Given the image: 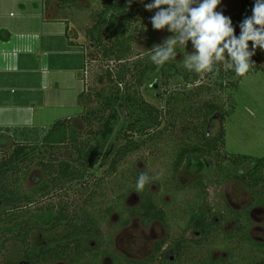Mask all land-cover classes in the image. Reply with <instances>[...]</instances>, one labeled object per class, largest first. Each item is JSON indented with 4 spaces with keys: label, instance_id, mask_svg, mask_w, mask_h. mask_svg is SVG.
I'll return each mask as SVG.
<instances>
[{
    "label": "trees",
    "instance_id": "trees-1",
    "mask_svg": "<svg viewBox=\"0 0 264 264\" xmlns=\"http://www.w3.org/2000/svg\"><path fill=\"white\" fill-rule=\"evenodd\" d=\"M62 2L63 6H67L75 0ZM46 3L49 1L46 0ZM143 5L139 0H132L130 6L128 0L102 1L97 20L87 29L86 34L90 42L102 53V58L115 64L117 68H108L105 77H101L107 80L109 87L97 93L98 106L91 108L83 117L86 127L83 132L78 131L70 119H63L56 121L43 134L38 148L43 154L37 156V165L42 171L39 185L28 193H23L17 184L20 181L18 176L22 170L21 166L34 160L36 148L28 146L27 150V146L21 145L8 157H0V264H102L107 257L113 264H155L156 261L157 264H164L169 253L176 255L172 264H180L188 245L182 236L158 241L153 254L146 261L133 262L113 253L109 247L111 241L107 243L101 232L102 225L108 224L114 214L118 215L117 226L120 228L128 227L134 219H138L145 229L159 223L169 231L172 217L168 209L171 205L158 201L153 194V183H157L158 188L162 189L157 180L146 185L144 190L137 194L135 188L138 174H134L132 188L119 195L105 210L103 205L100 210L95 208L94 205H98L95 193H92L79 209H72L69 202L62 200L58 203H44V200L65 186L86 181L91 171L106 158L109 145L120 128L125 143L115 152L104 177L116 174L122 176L123 173L119 172V169L132 155L154 143L164 131L182 129L188 132V139H183L184 142L174 155L169 184H163L169 188L162 191L164 197L171 189L174 192L177 189H185L178 185L177 179L188 158L195 161L213 159L218 173L224 174V180L242 183L251 193L250 205L245 209L246 215L250 214L253 207H264V190L261 189L264 186V158L255 160L247 155H232L225 151L226 119L235 107L227 110L220 102V96L215 94L211 87L199 85L209 72L196 73L183 67L184 55L189 49H194L191 41L188 42L187 48H177L176 51L182 54L179 61L170 60L162 66L152 63L151 54L144 58H132L133 46L137 40L135 24L141 20ZM234 34L238 37L240 30ZM214 64L218 65L215 87L220 92L228 89L238 91L246 74L241 77L234 70H224L221 62ZM260 71L264 73L263 67L257 66L251 73ZM158 73L161 74V87L164 88L166 97L165 110L149 103L142 93V89L149 85ZM177 77L182 79L186 90L168 92L171 82ZM233 77H236V80L229 82ZM204 95L209 96V99H203ZM82 97L83 92L80 99ZM123 110L131 117L125 127L121 126ZM217 114L220 115L218 132L209 136L210 120ZM8 132L0 130V134ZM60 149H72L77 157L66 159L61 155ZM250 161H255V165L245 174H227L224 168L226 162L240 168ZM103 181V178L97 181L96 191L101 189ZM194 185L204 190V184ZM132 191L138 196V203L129 208L125 206L124 199ZM228 210L232 212L229 207ZM234 216V229L240 234V239L251 247V255L237 257L235 252L228 249L229 255L226 259L212 261L209 256L197 264H264V259L254 255L262 249L264 254V243L253 242L246 235L247 227L243 225V216L239 213ZM221 227V223L213 221L211 210H204L200 206L190 214L184 233L190 230L199 231L202 243ZM61 228L67 230L63 236L52 237L41 247L32 246L33 232L50 233ZM235 237L230 236V240H235ZM166 244L168 246L164 249Z\"/></svg>",
    "mask_w": 264,
    "mask_h": 264
},
{
    "label": "rangeland",
    "instance_id": "rangeland-1",
    "mask_svg": "<svg viewBox=\"0 0 264 264\" xmlns=\"http://www.w3.org/2000/svg\"><path fill=\"white\" fill-rule=\"evenodd\" d=\"M38 1H41L45 7L44 16L47 15L45 17H53V20H60L65 23V25L57 23L55 26H60L59 28L48 23L52 26L50 31L61 33L60 28L67 27V32H69L68 36L70 39L74 40V44H76L80 53L79 56H75V61L77 63L78 60H81L82 63L83 60V67L80 71L83 84L80 81L79 86H77L79 90H74V95H76L75 100L72 102L71 99L70 102H67L64 109L46 113L47 122L44 133L49 130L56 121L63 119H70L73 126H75L78 131L83 132L86 128L83 117L91 108L98 106L97 93L107 90L109 87L107 80L101 77H105L108 68H117L115 64L107 62L102 58V53L90 42L86 34L87 29L96 22L97 14L102 9L103 0H75L74 3H69L67 6H63V0H48V4L46 0ZM151 2H153V0H144V4ZM254 3L255 0H221L216 11L223 12L225 16L231 18L236 33L240 30L239 25L243 19L252 15ZM18 5L19 3H17L16 0H0V21H2V25H7L8 23L19 20L21 8H19ZM26 6H28V12H31L30 14H35L36 11L40 12V9L30 3L28 4L26 2ZM61 7L64 8L61 9ZM156 11L155 9L151 12L147 11L143 5L141 20L137 21L135 24L137 25V40L133 46V59L144 58L150 55L154 45L162 44L165 38L174 35L167 31V26L163 30L153 29L150 18ZM45 20L44 18V23ZM112 21L113 18L110 24H112ZM1 37L3 36H0V38ZM2 43L3 42L0 40V44ZM249 44L251 49L252 42L249 41ZM179 47L181 46H177V48ZM194 51L195 49H189L187 52L193 53ZM181 56L182 54L177 51L175 60L179 61ZM225 56H227V53H225ZM64 59L65 63H69V59H67L66 56ZM251 59L255 62L256 66L250 69L243 77L238 91L228 89L225 92H220L214 85L218 71L208 73L207 76L199 82V85L211 87L213 92L220 96V102L227 110L232 106L235 107L233 113L226 119L225 151L228 154L247 155L252 157V159L259 160L264 158V73L262 71L251 73V71H254L257 66L263 67L264 69V51L257 48L256 54ZM221 63L224 70H234L229 69L225 62L221 61ZM235 80L236 77H233L229 79V82ZM72 87H74V84L69 83V88ZM191 88L192 87H190V89ZM184 90H186L184 82L181 78L177 77L171 82L168 92L174 93ZM76 91L80 93L83 91V97L80 99L79 105L77 102L79 94L78 92L76 93ZM142 93L149 103L165 110L166 97L164 95V88L161 87L160 73L154 77L149 85L142 89ZM202 98L209 99V96L204 95ZM219 118L220 115L217 114L210 120L208 127L209 136H214L218 132ZM130 120L131 117L128 115L127 111L123 110V121L121 126L125 127ZM120 131L121 128L115 133L109 145L106 158L99 166L91 171V175H89L86 181L65 186L63 189L55 192L54 195L44 200V203H58L62 200L69 202L72 209H79L83 202L89 198L92 193H95V199L98 204L94 205L95 208L100 210L101 205H103V209L105 210L107 205L112 204V201H116L119 195L127 193L130 188H132L131 184H134V174H138V177L141 172H148L152 176L161 174L160 179L157 181L161 184L162 189L160 190L158 188V185H156L157 183H153L152 191L158 201L171 205L168 209L172 217L169 231H166L159 223H154L150 228L145 229L141 226L138 219H134L128 227L120 228L117 226L118 215L114 214L109 219L108 224L102 225L101 232H103V235L106 237L105 240L107 243L111 241L109 247L117 256L133 262H144L153 254L155 244L158 241L182 236L183 240L186 241L188 245L180 264L201 263L209 256L212 261H216L219 258L226 259L229 255L227 252L228 249L235 252V256L243 257L244 255L250 254L251 247L243 242V239H240L241 237L238 236L240 234L236 233V229H234V215L238 213L243 216V225L247 227L246 235L255 243H264V207H253L250 214L246 215L245 209L250 205L251 193L242 183L224 180V174L221 173L220 175L218 173L213 159L195 161L192 158H188L177 179L178 185L185 189L180 191L177 189L176 192L171 189V192L165 195V197L162 195L163 190L169 189L165 185L163 186V184H169L168 179L171 174V165L174 155L179 146L188 139V132L185 130H166L154 143L148 145L139 153L132 155L119 169V172L123 173V178L119 176V174L113 176L106 175V177H104L115 152L119 146L125 143ZM13 133L16 137H9L8 134L6 135V140L3 138L0 141V157H8L17 146L21 145L27 146V150L28 146L37 149L34 160L32 162L28 161L22 165V170L18 176L20 181L17 184H19L23 193H28L36 188L42 179L41 168L37 165V161L39 160L37 156L43 154L42 151L38 149L43 134L38 135V140H30L31 144H29L30 142L28 143V141L22 142V134L15 133V131H13ZM60 151L62 152L61 155L66 159L72 160L77 157L72 149H60ZM254 165L255 161H250L244 166L236 168L233 167L230 162H226L224 168L227 170V174L240 175L248 172ZM102 178L105 181H103L101 189L96 191L98 185L97 181ZM199 182L204 184V190L194 185L200 184ZM261 189L264 190V186L261 187ZM198 201L199 205H197ZM137 203L138 196L133 191L129 192L124 199L125 206L131 208ZM200 206H202L204 210L209 208L213 221L222 224L218 232L207 240L208 242L205 241L202 243L199 231L190 230L184 233L190 214L194 210L197 211ZM228 207L232 212L228 210ZM66 232L67 230L65 228L50 233L35 231L31 236L32 246L41 247L45 245L50 238L63 236ZM230 236L237 237H235V240L231 241ZM167 246L168 244L165 245L164 249ZM255 250L252 251L254 252ZM262 250L261 252L254 253L259 259H264ZM175 257L176 255L169 253L164 264H172ZM4 260L5 259H2V261ZM234 262L235 261H233V263ZM102 264L113 263L112 260L107 257ZM155 264H157V261Z\"/></svg>",
    "mask_w": 264,
    "mask_h": 264
},
{
    "label": "crops",
    "instance_id": "crops-1",
    "mask_svg": "<svg viewBox=\"0 0 264 264\" xmlns=\"http://www.w3.org/2000/svg\"><path fill=\"white\" fill-rule=\"evenodd\" d=\"M16 2L21 8L19 20L7 25L0 21V130L9 131L0 134V141L8 134L16 137L13 131L22 134L21 140L39 139L46 129V113L64 109L71 99L73 102L74 90H79L80 81L83 84V60L75 61L80 53L67 27L60 28L61 33L50 31L51 25L59 28L57 23H65L45 17L41 1ZM26 2L40 12L30 14ZM69 83L74 87L69 88ZM77 92L79 105L83 91Z\"/></svg>",
    "mask_w": 264,
    "mask_h": 264
},
{
    "label": "clouds",
    "instance_id": "clouds-1",
    "mask_svg": "<svg viewBox=\"0 0 264 264\" xmlns=\"http://www.w3.org/2000/svg\"><path fill=\"white\" fill-rule=\"evenodd\" d=\"M129 6L132 0H128ZM144 3V0H139ZM221 0H153L145 3L147 11L157 10L150 18L154 30L167 31L174 35L164 39L162 44L151 49L150 60L162 66L176 59L177 46L184 49L191 41L195 51L183 57V67L189 71H218L214 62H225L238 76H244L256 65L251 59L257 48L264 51V0H255L252 15L240 23L237 37L230 17L216 11ZM166 6V7H164ZM249 41L252 42L251 49ZM227 53V56H225ZM161 174L150 176L141 172L136 182L138 194Z\"/></svg>",
    "mask_w": 264,
    "mask_h": 264
}]
</instances>
